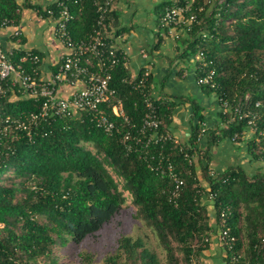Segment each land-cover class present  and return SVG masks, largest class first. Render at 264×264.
<instances>
[{"label":"trees","instance_id":"1","mask_svg":"<svg viewBox=\"0 0 264 264\" xmlns=\"http://www.w3.org/2000/svg\"><path fill=\"white\" fill-rule=\"evenodd\" d=\"M69 5L73 39L87 38L96 21L91 0ZM23 6L32 7L28 2ZM18 7L16 0H0V21L13 18L18 22ZM193 8L197 22L175 39L181 47L178 56L185 59L188 54L198 55V76L213 69L215 87H201L228 104L225 112H219L226 125L219 128V133L210 131L206 149L225 138L241 140L247 157L264 163V0H194ZM39 14L47 16L41 9ZM110 85L116 88L130 121L140 124L144 96L132 87L131 75L122 60L112 71ZM155 102L167 127L174 102ZM192 103L193 115L203 121L201 106ZM110 106L103 104L101 109L111 115ZM37 107L38 102L30 98L5 104L12 115H24ZM197 129L196 124L189 148L184 145L180 151L167 142L163 146L153 144L146 154L126 152L120 142L121 133L107 135L86 111L41 124L31 138L22 133L15 139L0 136V264H25L26 259L47 255L57 243H79L116 215L122 199L105 165L125 181L139 215L164 248L167 264H179L172 240L180 244L185 264H190L191 257L199 264L200 253L216 232L201 202L202 195L210 193L214 194L211 204L215 223L221 224V212H227L221 226L235 236L233 250L225 251L227 264H264V170L248 176L243 165L236 164L211 174L207 155L199 160L208 184V190L202 188L194 164L184 156L186 152L192 154L193 148L200 149L195 144ZM249 130L252 136L245 140L243 134ZM168 151L175 170L184 179L178 198L170 197L168 178L148 166L156 165L160 157L164 160ZM117 242L113 257L122 254L132 262L159 264L140 237L121 236ZM233 255L239 257L232 261Z\"/></svg>","mask_w":264,"mask_h":264},{"label":"built area","instance_id":"2","mask_svg":"<svg viewBox=\"0 0 264 264\" xmlns=\"http://www.w3.org/2000/svg\"><path fill=\"white\" fill-rule=\"evenodd\" d=\"M78 1L80 0H16L19 6L17 12L24 2H28L40 17L41 9L55 22L53 33L60 40L62 52L57 69L46 79L39 74L41 56L31 48L22 47L23 32L19 22L13 18L0 21V136L4 140L10 137L15 139L18 133H22L31 138L34 130L41 124L50 123L56 118L76 117L79 112L86 111L96 126L107 135L121 133L120 142L126 152L141 151L146 154L153 144L163 146L167 142L171 143L172 148L183 150L185 144L164 126L163 118L158 113L159 103L155 100L160 98L152 94L151 83L149 86L146 84L151 75L150 66L141 68L138 77L131 75L132 87L140 89L144 96L145 111L138 125L130 121L116 88L110 85L112 71L120 60L126 67L124 53L109 41L107 35L106 21L115 0H91L96 12L94 28L87 38L74 40L69 30V23L73 19L69 3ZM193 3L194 0H164L163 10L158 17V28L174 39L190 31L197 22ZM6 30L9 33H5ZM3 39L8 45L3 44ZM196 84L215 87L213 69L197 75ZM63 86L71 88L68 94L62 92ZM24 98L38 102L37 109L24 115H12L5 110L6 103ZM218 102L220 109L225 112L228 109L227 102L221 99ZM103 104L111 105V115L101 109ZM248 123L253 124L250 120ZM197 125L196 145L207 131L204 121H197ZM186 147L189 148L188 144ZM193 149L196 152L197 149ZM184 156L189 164H193L192 154L186 152ZM170 157L171 151H168L164 160L160 157L156 165L148 163V166L168 178L171 183L170 197L178 198L184 179L175 170ZM207 197L213 200L214 194L210 193ZM226 213L221 212V224H224ZM221 224L213 236L224 251H232L235 236ZM238 257L239 255H233L231 260L235 261ZM190 264H197V260L191 257Z\"/></svg>","mask_w":264,"mask_h":264},{"label":"crops","instance_id":"3","mask_svg":"<svg viewBox=\"0 0 264 264\" xmlns=\"http://www.w3.org/2000/svg\"><path fill=\"white\" fill-rule=\"evenodd\" d=\"M162 5L164 0H115L107 23V35L109 41L124 53L125 68L130 75H136L144 66H150L152 94L163 102H174V108L169 115L171 121L167 128L182 143L188 144L198 119L193 115L190 94L182 93V89L179 88L189 74L180 61L184 58L175 57V54L180 53L181 47L173 37L165 35L157 25ZM139 10L142 14L138 13ZM19 13L18 24L23 32L22 47L31 48L41 56L39 74L42 78H49L55 71L62 52L61 43L53 37L55 22L48 16L40 17L32 7L22 5ZM176 58L180 60L177 61ZM70 90L68 86L62 87L64 94H68ZM202 92L204 93L203 89ZM201 109L205 115L203 121L207 125V131L197 147L206 146L210 130L219 133V128L225 125L220 116L216 115L218 118H214L206 115L210 113L209 107L207 111L202 106ZM239 145L240 150L243 149L244 145L240 143ZM209 149V169L221 172L230 165L242 162L238 161V150L232 146L228 138L218 141ZM193 153L195 152H192V156ZM199 160L200 158L196 162L198 165ZM212 164L213 166H209ZM210 202L212 203V200ZM209 205L214 209L212 204ZM213 220L214 222L210 221V224L216 230L218 226L214 217ZM225 255L223 246L213 236L209 246L200 253L199 264H227Z\"/></svg>","mask_w":264,"mask_h":264},{"label":"rangeland","instance_id":"4","mask_svg":"<svg viewBox=\"0 0 264 264\" xmlns=\"http://www.w3.org/2000/svg\"><path fill=\"white\" fill-rule=\"evenodd\" d=\"M138 13L142 14V11L139 10ZM6 31L5 33H9V30L7 32ZM53 37L60 43V40L54 34ZM3 44L8 45V43H4V39ZM175 57L178 58V54H175ZM173 59L175 60V58ZM198 59V55L195 56L193 54H188L184 60H177L182 61L185 70L189 73L185 77V80L181 82L179 88L182 89V93L190 94V101L198 103L205 111H207L209 107L210 113L206 115L218 118V112L220 111L221 107L217 102L218 100L216 94L214 92L203 93L202 87L196 84L197 75L195 70ZM243 136L245 140L248 139L250 136H252L251 130L245 132ZM229 141L235 148H237L236 146H240L239 143L244 145L241 140L240 142H235L229 139ZM87 147L92 148L90 144H87ZM209 150L210 149H206V146H203L199 151L193 153V164L195 165L196 162H198V158L205 159L206 156L209 155ZM237 150V159L239 162L242 161L240 164L243 165L249 174L248 176L260 171L262 172L264 170V163L249 159L247 157V152L244 149L240 150V147H238ZM200 166V164L195 165V172L200 176L199 177L197 175V183L199 186H202V188L208 190V184L201 174ZM209 166H213V164ZM250 166L253 167L250 168ZM104 167L107 173L115 181L117 191L119 192L122 199L120 210L117 212V214L114 215L108 222L104 223L101 228L96 233H94V235L87 236L79 243H73L71 240H68L65 244L57 243L51 247V251L47 255L38 256L33 259H26L24 260L25 264H112V261H114V264H140V261L136 260L135 262H132L131 260L126 259L125 255L122 254H120V257L118 258L113 257L117 253V240L121 236H130L133 239L140 237L144 242V246L155 253L159 264H167V257L164 248L159 243L154 230L149 227L144 219L139 215L131 194L124 187L125 181L115 173L111 166L105 165ZM209 170L214 171L215 173L213 172V174L217 173V171L213 170L212 168ZM205 200L207 201L204 203ZM210 200L211 199H209L206 194L202 195L201 197V202L205 207L207 217L211 222H214L213 217L215 219V212L214 209H212L209 205L211 204V202L209 203ZM172 244L174 246V251L178 258L179 264H185V259L183 257L180 244L173 240ZM246 246L247 238L244 236L242 246L244 253L247 250ZM243 251L241 254H244Z\"/></svg>","mask_w":264,"mask_h":264}]
</instances>
